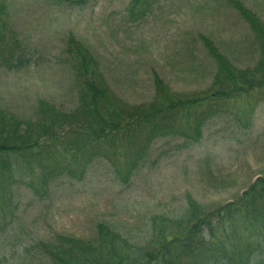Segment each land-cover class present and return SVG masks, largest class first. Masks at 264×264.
I'll list each match as a JSON object with an SVG mask.
<instances>
[{"label": "rangeland", "instance_id": "374dc122", "mask_svg": "<svg viewBox=\"0 0 264 264\" xmlns=\"http://www.w3.org/2000/svg\"><path fill=\"white\" fill-rule=\"evenodd\" d=\"M7 1L22 64L0 66V142L14 124L21 141H37L43 101L63 112L77 106L71 44L93 56L108 88L128 105L154 100L158 80L182 95L214 94L222 66L211 46L237 72L257 68L263 58L257 29L232 1L260 27L264 0ZM212 104L216 113L201 125L199 141L154 138L126 181L102 157L75 162L85 168L80 177L47 182L37 171L55 161L20 157L30 178L9 183L0 164V264H54L48 250L62 237L94 244L100 223L139 251L153 239L154 217L185 220L189 201L208 213L234 202L264 176V84ZM29 184L47 185L39 194Z\"/></svg>", "mask_w": 264, "mask_h": 264}, {"label": "trees", "instance_id": "16d2710c", "mask_svg": "<svg viewBox=\"0 0 264 264\" xmlns=\"http://www.w3.org/2000/svg\"><path fill=\"white\" fill-rule=\"evenodd\" d=\"M8 3L0 0V66L16 67L22 59L18 57L17 38L10 29ZM232 3L260 36L263 58L257 68L237 72L211 46V54L222 66L220 87L214 94L182 95L158 80L154 100L128 105L108 88L93 56L71 44L68 52L79 87L77 106L63 112L41 102L39 139L32 145L20 140L17 124L10 127L6 140L0 142L1 175H6L8 183L30 178L22 171L20 157L31 155L38 161L57 162L56 166L37 171L39 180L47 182L61 174L77 178L85 168L76 169L75 162L87 165L102 157L126 181L154 138L181 134L199 141L201 125L216 113L213 102L247 95L264 84V26L259 27L240 2ZM40 153L46 156L41 158ZM28 186L40 194L39 186ZM187 213L185 220L154 217L153 239L139 251L110 226L100 223L94 244L62 237L48 254L54 264H264V176H259L234 202L208 213L189 201ZM158 227L165 229L164 235ZM200 252L206 253L202 262L196 261ZM183 257L193 262L184 261Z\"/></svg>", "mask_w": 264, "mask_h": 264}]
</instances>
